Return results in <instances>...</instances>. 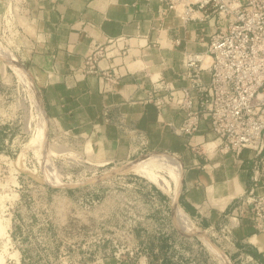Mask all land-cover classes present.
I'll list each match as a JSON object with an SVG mask.
<instances>
[{"label": "crops", "instance_id": "1", "mask_svg": "<svg viewBox=\"0 0 264 264\" xmlns=\"http://www.w3.org/2000/svg\"><path fill=\"white\" fill-rule=\"evenodd\" d=\"M25 1L26 12L13 17L19 33L15 59L39 89L46 130L49 137L58 136L59 148L65 149L61 156L102 173L159 153L172 158L178 169L179 186L173 178L172 196L151 187L161 207L151 215L158 229L136 234L148 250V264H264V232L249 217H234L242 196L255 183L256 155L248 149L239 157L221 153L207 116L197 133L183 135L185 112L169 103L168 95L180 98L191 86L183 58L207 53L215 19L184 23L173 11L163 13V0ZM119 39L126 55L99 63L103 70L113 65L120 75L118 84L81 73L93 50ZM200 79L208 83L209 71H202ZM161 82L173 90L165 92ZM154 89L159 90L154 94L162 102L160 107L148 102ZM4 130L0 126V147L9 144ZM76 166L66 165L71 177H77ZM255 192L264 193V175ZM79 194L85 199L105 195L97 187ZM181 213L186 224L178 217ZM23 220L24 225L28 222L27 232L37 230L32 217ZM190 224L218 252L190 245L201 240L193 227L190 231ZM53 227L49 238L56 254L59 240ZM25 236L32 239L36 234ZM29 256L21 264H36L35 254ZM92 264L120 263L104 258Z\"/></svg>", "mask_w": 264, "mask_h": 264}, {"label": "built area", "instance_id": "2", "mask_svg": "<svg viewBox=\"0 0 264 264\" xmlns=\"http://www.w3.org/2000/svg\"><path fill=\"white\" fill-rule=\"evenodd\" d=\"M6 2L8 17L13 19L14 16H22L26 12L25 0ZM163 4V13L173 11L184 23L204 21L209 16L215 19L216 31L210 37L207 53L186 54L183 58V66L191 76V86L182 91L180 98L173 99L168 95L169 103L173 101V105L185 112L180 128L183 135L192 136L197 133L201 120L207 116L210 131L219 141L221 153L239 157L243 150L248 149L256 155L255 183L242 196L234 217H249L253 226L264 232V193L255 192L259 179L264 175V0H163ZM16 25L15 21L11 22L10 31H13L14 37H19ZM122 40H110L93 50L84 59L81 73L118 84L120 75L113 65L103 70L99 68V63L103 59L125 56L127 49L119 44ZM204 70H208L210 74V80L206 84L200 79ZM20 84L23 86L22 90L26 87L27 93L23 101L14 103L15 119L28 115L40 121L37 98L27 85L22 82ZM33 86L41 102L39 89L35 84ZM161 89L165 92L173 90L167 83ZM157 91L159 90H153L148 102L160 107L162 102L154 94ZM0 125L9 126L4 121ZM3 157L5 161L9 159V156ZM85 169L94 178L101 174L89 168ZM15 178L18 179V174ZM151 187L152 185L146 188L148 196L154 201L151 202L152 208L158 211L161 207ZM20 188L19 186L18 189ZM104 199L105 195L102 199L80 197L76 201L79 208L90 209L103 204ZM137 220L132 219L129 225L128 243L123 244L114 234L95 235L77 246L63 243L58 248V260H51L52 264H88L104 258H112L120 264H148V250L135 240L133 230ZM17 223L19 233L24 236L27 230L20 220ZM111 223L116 224L115 221ZM107 224L105 222L101 225ZM44 225V234L49 238L48 230L52 225ZM156 227L155 223L150 222L144 230L151 232L158 229ZM19 233L15 234L17 239ZM7 237L13 239L12 231ZM21 260L22 256L19 254L13 262L21 264Z\"/></svg>", "mask_w": 264, "mask_h": 264}, {"label": "rangeland", "instance_id": "3", "mask_svg": "<svg viewBox=\"0 0 264 264\" xmlns=\"http://www.w3.org/2000/svg\"><path fill=\"white\" fill-rule=\"evenodd\" d=\"M7 6L6 0H0V50L9 52L15 58L14 48L18 43L10 32V24L14 19L6 15ZM20 66L24 74H29L21 64ZM20 82L25 84L17 68L0 51V122L4 121L9 125H0L4 127V131L8 130L6 136L9 137L8 146L3 144L0 147V220H9L7 233L12 231L13 238H0V255L4 264H14L13 261L19 254L22 256L21 261L28 258L30 260L29 255L35 254L33 259L36 264H52L51 260L57 261L58 250L54 254L53 239L44 234L45 223L54 226L55 238L58 237L59 240L56 246L59 248L63 243L77 246L84 240L88 241L101 234H114L116 239L126 244L129 242L131 220L138 219L133 232L136 242H139L136 238L137 231L144 230L150 222L155 223L151 215L157 211L152 208L151 202L154 201L148 196L146 188L152 185L172 196L175 186L172 172L157 165H148V168L147 165L131 167L130 162L103 171L95 178L91 177L85 169L87 167L82 166L83 163L72 162L68 155L61 156L65 154V149L59 148L58 136L57 141L52 135L49 137L47 129L41 139L37 138L39 121L28 115L15 119L14 103L23 101L27 93L26 87L22 90ZM3 156H9V159L5 161ZM145 157L164 158L173 162L172 158L159 153L145 155L135 161ZM71 164L77 165L74 172L77 177H71L66 169V165ZM17 174L18 179L15 178ZM179 181L176 182L178 186ZM90 187H97L105 193V202L90 209L79 208L76 200L83 197L79 192ZM114 191L116 192L113 193ZM22 217H32L35 230L38 227L40 230L32 232L30 229L25 235L36 234V237L29 239L28 236L20 235L18 220L25 229L28 224L26 222L24 225ZM113 221L116 224H112ZM105 222L108 224L102 226ZM193 231L200 237L202 245V238L205 236L201 232L198 233L199 236L194 227ZM16 233H19L18 239L15 237Z\"/></svg>", "mask_w": 264, "mask_h": 264}, {"label": "bare ground", "instance_id": "4", "mask_svg": "<svg viewBox=\"0 0 264 264\" xmlns=\"http://www.w3.org/2000/svg\"><path fill=\"white\" fill-rule=\"evenodd\" d=\"M2 53H3V55H4V57H6L7 59H9V61H10V63L15 67V68H17V70H18V72H19V74L21 75V77H23V80H25V85H27L32 91H33V95H34V97H36L37 98V101H38V103H37V106H38V110H39V115H41L40 116V123H39V126H38V131H37V138H39V139H41L42 138V136L44 135V133H45V131H46V128H47V116H45V113H44V110H43V107H42V105H41V102H39V99H38V95L36 96V93H35V87L33 86L34 84V82H33V80H32V78H31V76L29 75V74H24L23 73V69H22V67L20 66V64L17 62V60L12 56V55H10V54H8L6 51H4V50H0ZM24 84V83H23ZM165 157H168L169 158V156H166L165 155ZM135 161V160H134ZM131 162V161H130ZM132 166L131 167H141V166H144V165H147V168H148V165H157V167H163V168H167L169 171H171L172 172V174L174 175V178H176V179H178V181H179V172H178V169H177V167H176V165H175V163L174 162H172V161H170V160H168V159H164V158H157V157H145V158H142V159H139V160H137V161H135V162H131L130 163ZM20 168V167H19ZM121 168V167H120ZM140 171V170H139ZM136 173V172H135ZM154 174V173H153ZM150 175V174H149ZM152 176V175H151ZM100 178V177H99ZM146 178V177H145ZM156 182V181H155ZM86 183H88V182H86ZM178 190V189H177ZM177 192V191H176ZM176 196V195H175ZM174 198V197H173ZM176 198V197H175ZM174 198V199H175ZM175 203H176V201H175ZM176 205V204H175ZM176 207V206H175ZM176 209V208H175ZM175 213V212H174ZM175 214H177V212L175 213ZM179 214V213H178ZM182 214V213H181ZM176 216V215H175ZM179 216H181V218L183 219V221H184V218L182 217L183 216V214L182 215H178V217ZM186 217V216H185ZM180 219V218H179ZM184 223H185V221H184ZM187 223V222H186ZM185 223V224H186ZM8 226H9V220H0V238H5V237H7V228H8ZM187 226V225H186ZM190 226L191 227H193L191 224H190ZM190 226H188V227H190ZM185 227V226H184ZM192 229V228H191ZM191 229H190V231H191ZM197 234H198V232H196ZM184 234V233H183ZM200 234V233H199ZM198 234V235H199ZM200 236V235H199ZM200 238V237H199ZM202 238V237H201ZM203 239V241L206 243H204L203 244V241H202V245L200 244V242L197 244V243H190V245H192V246H194V247H196V248H200V247H202V246H207L208 248H210V249H212L213 251H217V249L215 248V246L214 245H212L210 242H209V240H207L206 238H202ZM2 241V240H1ZM9 242V240L8 239H6V242ZM3 242V241H2ZM5 242V241H4ZM5 245V244H4ZM7 246V245H6ZM7 248V247H6ZM4 250H5V248H4ZM3 252V251H2ZM218 252V251H217ZM16 253V252H15ZM14 253V255L16 256V254ZM220 253V252H219ZM218 254V253H217ZM222 254V253H221ZM13 255V256H14ZM13 256H11V257H13ZM223 256V255H222ZM224 258V260H225V257H223ZM222 258V259H223ZM226 261V260H225ZM0 264H4V259H3V257L0 255ZM229 264V263H228Z\"/></svg>", "mask_w": 264, "mask_h": 264}]
</instances>
